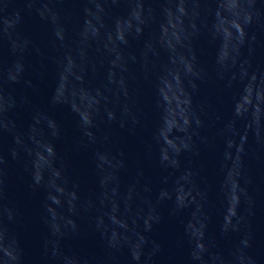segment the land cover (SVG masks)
I'll list each match as a JSON object with an SVG mask.
<instances>
[{"label": "water", "instance_id": "obj_1", "mask_svg": "<svg viewBox=\"0 0 264 264\" xmlns=\"http://www.w3.org/2000/svg\"><path fill=\"white\" fill-rule=\"evenodd\" d=\"M0 264H264V0H0Z\"/></svg>", "mask_w": 264, "mask_h": 264}]
</instances>
